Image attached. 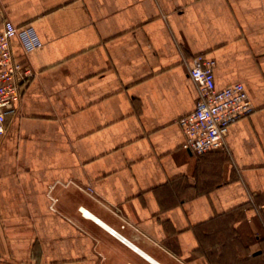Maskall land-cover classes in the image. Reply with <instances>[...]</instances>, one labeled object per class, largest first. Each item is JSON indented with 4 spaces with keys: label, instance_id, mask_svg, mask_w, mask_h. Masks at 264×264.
I'll return each instance as SVG.
<instances>
[{
    "label": "crops",
    "instance_id": "1",
    "mask_svg": "<svg viewBox=\"0 0 264 264\" xmlns=\"http://www.w3.org/2000/svg\"><path fill=\"white\" fill-rule=\"evenodd\" d=\"M0 11L42 43L11 45L31 76L0 137V264H264V0H0ZM197 55L254 107L201 155L177 123L198 96Z\"/></svg>",
    "mask_w": 264,
    "mask_h": 264
},
{
    "label": "built area",
    "instance_id": "2",
    "mask_svg": "<svg viewBox=\"0 0 264 264\" xmlns=\"http://www.w3.org/2000/svg\"><path fill=\"white\" fill-rule=\"evenodd\" d=\"M14 40L25 52L42 45L33 26L18 27L0 11V137L6 131V116L15 111V103L21 98L22 84L31 76L13 57L11 45ZM214 67L213 58L204 55L192 58L188 74L198 96L194 109L177 120L184 137L182 147L196 155L225 148L228 127L254 110L243 83L216 87ZM87 192L91 194L92 189L87 188ZM51 201L54 203L55 200ZM77 211L82 217L89 218V212L83 207H78ZM107 231L129 245L115 230Z\"/></svg>",
    "mask_w": 264,
    "mask_h": 264
},
{
    "label": "bare ground",
    "instance_id": "3",
    "mask_svg": "<svg viewBox=\"0 0 264 264\" xmlns=\"http://www.w3.org/2000/svg\"><path fill=\"white\" fill-rule=\"evenodd\" d=\"M88 217L91 218V219H93V216H91V214H89V213H88ZM93 220L97 221L95 218ZM97 222H99V221H97Z\"/></svg>",
    "mask_w": 264,
    "mask_h": 264
},
{
    "label": "trees",
    "instance_id": "4",
    "mask_svg": "<svg viewBox=\"0 0 264 264\" xmlns=\"http://www.w3.org/2000/svg\"><path fill=\"white\" fill-rule=\"evenodd\" d=\"M204 235H206V234H204Z\"/></svg>",
    "mask_w": 264,
    "mask_h": 264
}]
</instances>
